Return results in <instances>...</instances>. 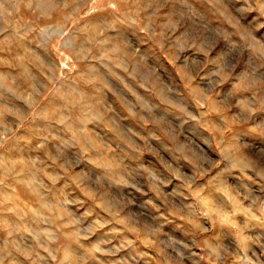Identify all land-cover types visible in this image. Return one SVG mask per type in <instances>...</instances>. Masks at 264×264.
<instances>
[{
    "label": "rangeland",
    "instance_id": "obj_1",
    "mask_svg": "<svg viewBox=\"0 0 264 264\" xmlns=\"http://www.w3.org/2000/svg\"><path fill=\"white\" fill-rule=\"evenodd\" d=\"M0 264H264V0H0Z\"/></svg>",
    "mask_w": 264,
    "mask_h": 264
}]
</instances>
